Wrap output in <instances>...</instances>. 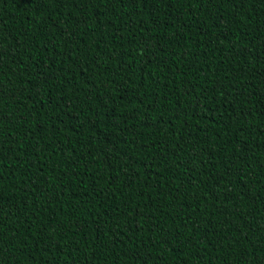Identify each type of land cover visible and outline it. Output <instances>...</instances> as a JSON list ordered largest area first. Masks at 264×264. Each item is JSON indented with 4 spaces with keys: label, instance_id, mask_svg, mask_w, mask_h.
<instances>
[{
    "label": "trees",
    "instance_id": "1",
    "mask_svg": "<svg viewBox=\"0 0 264 264\" xmlns=\"http://www.w3.org/2000/svg\"><path fill=\"white\" fill-rule=\"evenodd\" d=\"M0 89L12 264L264 261V0H0Z\"/></svg>",
    "mask_w": 264,
    "mask_h": 264
},
{
    "label": "snow or ice",
    "instance_id": "2",
    "mask_svg": "<svg viewBox=\"0 0 264 264\" xmlns=\"http://www.w3.org/2000/svg\"><path fill=\"white\" fill-rule=\"evenodd\" d=\"M39 2H40V3H43L44 0H39ZM55 2H56L58 5L62 6L64 0H55ZM73 2L78 4V3L81 2V0H73ZM84 2L91 3L92 0H84ZM109 2H110V3H111V2H115V0H109ZM120 2L123 3L124 0H120ZM130 2L135 3V0H130ZM142 2H143L145 5H147V4L150 2V0H142ZM180 2H183V0H180ZM207 2H209V0H198V6H200L201 4L207 3ZM213 2H215V0H213ZM220 2H222V3H228L229 0H220ZM242 2H243V0H231V3H233V4H241ZM216 26H217L218 28L220 27L219 24H217ZM189 27H191V26H189ZM97 59H99V57H97ZM241 70H243V69H241ZM2 91H3V89H0V92H2ZM229 95H231V93H229ZM238 98H239V97H237V99H238ZM141 103H143V102H141ZM149 103L151 104V102H149ZM103 107H104L105 109H108V110H109V114L113 117V119H115V116H116L115 110L112 109V108H110L109 105H108L107 103H105V104L103 105ZM226 107H227V106H226ZM95 115H96V117L98 118V117L101 115V113H100L99 111H97V112L95 113ZM132 119H135V117H132ZM143 119H144L145 121H149V120L151 119V117L148 116L147 114H145V116L143 117ZM92 123H93V126H94V127L98 126L97 123H96V121H93ZM116 127L119 128V124H116ZM125 135H127V133H125ZM193 155H194V156H198L199 154L194 152ZM7 243H8V242L5 241V242H3V244H0V264H12L11 261L5 259L4 256H3V252H4V244H7ZM137 254H138V253H137ZM145 264H146V262H145ZM259 264H264V261H260Z\"/></svg>",
    "mask_w": 264,
    "mask_h": 264
}]
</instances>
